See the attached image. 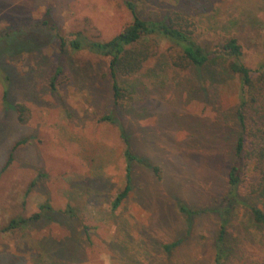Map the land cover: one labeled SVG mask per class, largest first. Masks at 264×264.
<instances>
[{
    "label": "rangeland",
    "instance_id": "obj_1",
    "mask_svg": "<svg viewBox=\"0 0 264 264\" xmlns=\"http://www.w3.org/2000/svg\"><path fill=\"white\" fill-rule=\"evenodd\" d=\"M127 1L144 16L182 12L209 49L236 37L242 62L264 68V0H0V264H213L240 135L238 79L222 61L217 76L179 69L161 42L139 74L120 79L131 106L101 122L113 109L109 61L59 37L111 40L132 23ZM47 10L55 31L37 25ZM58 64L68 81L53 90ZM121 127L142 161L114 210L125 184ZM246 200L264 210V197ZM226 225L227 264H264V229L249 213Z\"/></svg>",
    "mask_w": 264,
    "mask_h": 264
},
{
    "label": "trees",
    "instance_id": "obj_2",
    "mask_svg": "<svg viewBox=\"0 0 264 264\" xmlns=\"http://www.w3.org/2000/svg\"><path fill=\"white\" fill-rule=\"evenodd\" d=\"M126 4L133 16L132 23L107 42L89 40L82 32L71 33L67 40L59 37L62 48L68 44L74 53L88 51L109 61L108 76L111 82L113 109L109 115L101 117V122L116 123L120 112L131 106L134 101L133 92L123 87L120 79L139 74L145 63L155 55L161 42L169 46V57L179 69L206 71L217 76L222 73H215L213 67L217 61H222L226 64V73L238 79L237 118L240 135L233 150L234 162L228 170L230 191L225 198L223 210L226 217L215 240L213 259V264H227L233 249L228 246L230 240L226 224L234 211L245 209L253 222L264 229V210L246 200L247 197L254 195L264 197V68L251 70L242 62V46L236 37L228 38L209 49L197 41L192 29L194 23L182 12L175 11L165 16H144L135 3L127 1ZM49 24L50 29L55 31L56 25L51 21L50 10H47L43 21L37 25L47 27ZM32 43L34 44V41ZM65 80L68 81L65 68L58 64L51 79V88L56 90L57 85L65 83ZM17 108L19 120L24 122L27 109L24 105ZM120 131L125 145L123 155L126 164L125 184L112 203L114 210L122 206L132 191L133 164L142 161L133 154L124 128L121 127ZM10 162L11 160L8 164ZM155 170L158 172V168ZM40 209L50 207L44 205ZM180 210L188 216L194 214L185 206H181ZM41 216V213H37L30 218H14L4 232L26 226L29 222L39 221ZM175 245L172 244L171 247Z\"/></svg>",
    "mask_w": 264,
    "mask_h": 264
}]
</instances>
